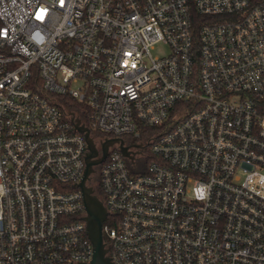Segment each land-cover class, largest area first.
<instances>
[{
  "label": "built area",
  "instance_id": "obj_1",
  "mask_svg": "<svg viewBox=\"0 0 264 264\" xmlns=\"http://www.w3.org/2000/svg\"><path fill=\"white\" fill-rule=\"evenodd\" d=\"M91 162L112 264H264V0H0V264L91 262Z\"/></svg>",
  "mask_w": 264,
  "mask_h": 264
},
{
  "label": "rangeland",
  "instance_id": "obj_2",
  "mask_svg": "<svg viewBox=\"0 0 264 264\" xmlns=\"http://www.w3.org/2000/svg\"><path fill=\"white\" fill-rule=\"evenodd\" d=\"M152 54L154 56H159L161 54H166L168 52V47L164 44H157L154 49H152ZM92 137V141H93V145H94V148L98 149L100 147V144L102 142L103 139L107 138L108 136L106 134H103V133H92L91 135ZM123 139L125 141V144L126 145H129L130 148L134 151L136 148L135 147H132L131 145L134 144V141H133V137L131 135H124L123 136ZM144 139L142 140V144L144 143ZM112 147H117V142H112L111 144ZM141 154L140 153H136L135 156L137 158V166H140L141 168L144 167V163L146 161V158L144 156H140ZM97 169V168H95ZM98 174L97 172H94L91 174V179H88L86 181V184H87V187L89 188H92L94 189L93 190V193L94 195L96 196V200H94V202H89V207L92 208V209H101L102 205H103V197H102V194L98 188Z\"/></svg>",
  "mask_w": 264,
  "mask_h": 264
},
{
  "label": "water",
  "instance_id": "obj_3",
  "mask_svg": "<svg viewBox=\"0 0 264 264\" xmlns=\"http://www.w3.org/2000/svg\"><path fill=\"white\" fill-rule=\"evenodd\" d=\"M93 163H88L87 164V169L85 171L84 177L81 181L80 187L84 191V197H85V207L87 211V229L89 236L93 242L94 246V251H93V256L92 260L89 264H112L106 257H104V249H103V242H102V234H101V221L104 217V210L101 207V214L97 215L92 212L91 208L89 207L88 204V199H87V194H86V189L84 190L83 188V182L86 177V174L88 172V167L92 165Z\"/></svg>",
  "mask_w": 264,
  "mask_h": 264
},
{
  "label": "flooded vegetation",
  "instance_id": "obj_4",
  "mask_svg": "<svg viewBox=\"0 0 264 264\" xmlns=\"http://www.w3.org/2000/svg\"><path fill=\"white\" fill-rule=\"evenodd\" d=\"M93 190L94 189H92L90 187L86 189L88 204H89V202H94V200H96V196L94 195ZM91 210H92L93 213H95L97 215L101 214V210L100 209H97V208L96 209H92L91 208Z\"/></svg>",
  "mask_w": 264,
  "mask_h": 264
}]
</instances>
